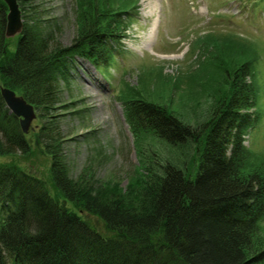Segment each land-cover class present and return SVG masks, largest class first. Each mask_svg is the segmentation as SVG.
I'll return each mask as SVG.
<instances>
[{"label":"trees","instance_id":"obj_1","mask_svg":"<svg viewBox=\"0 0 264 264\" xmlns=\"http://www.w3.org/2000/svg\"><path fill=\"white\" fill-rule=\"evenodd\" d=\"M77 3L78 36L71 46L60 45L41 20L31 19L11 52L9 10L0 0V157L31 153L19 118L1 96L6 87L50 119L36 142L51 157L55 188L65 200L102 219L112 235L103 236L54 200L40 178L16 165L0 164V264L263 263L264 250L253 252L252 247L264 220V166L245 167L250 156L245 137L258 120L251 112L257 90L248 63L225 78L224 96L210 118L196 127L163 105L142 99L124 103L135 135L150 132L174 147L196 146L195 178L167 163L137 193L124 197L96 191L85 179L87 173L77 178L70 174L59 116L52 113L67 107L62 91L73 81L76 59L98 71L106 69L123 37L122 13L136 10L138 0Z\"/></svg>","mask_w":264,"mask_h":264},{"label":"rangeland","instance_id":"obj_2","mask_svg":"<svg viewBox=\"0 0 264 264\" xmlns=\"http://www.w3.org/2000/svg\"><path fill=\"white\" fill-rule=\"evenodd\" d=\"M77 1L17 0L23 24L41 20L63 47L78 36ZM122 15L123 37L113 45L109 65L101 72L76 59L73 81L62 91L67 107L52 113L59 116L70 174L77 178L87 173L85 179L96 191L124 197L137 193L167 163L195 178L196 146L174 147L150 132L135 135L124 103L142 99L160 104L183 123L199 126L224 96L225 78L243 63L252 69L257 106L251 112L258 116L245 137L250 154L245 167L264 166V0H138L136 10ZM17 41L18 36L8 38L11 52ZM49 120L36 110L27 134L31 153L2 156L0 164L16 165L40 178L54 200L111 237L102 219L65 200L55 188L51 157L36 142ZM254 240L252 251L264 250V220Z\"/></svg>","mask_w":264,"mask_h":264},{"label":"water","instance_id":"obj_3","mask_svg":"<svg viewBox=\"0 0 264 264\" xmlns=\"http://www.w3.org/2000/svg\"><path fill=\"white\" fill-rule=\"evenodd\" d=\"M9 14L7 16L6 37L12 38L19 35L22 31L23 22L21 11L17 0H5ZM1 96L12 114L20 120V126L24 134H28L33 121L36 119L34 106L28 103L23 96L9 88H1Z\"/></svg>","mask_w":264,"mask_h":264},{"label":"bare ground","instance_id":"obj_4","mask_svg":"<svg viewBox=\"0 0 264 264\" xmlns=\"http://www.w3.org/2000/svg\"><path fill=\"white\" fill-rule=\"evenodd\" d=\"M148 39H149V38H147V40H146V41H148ZM208 39H209V38H208Z\"/></svg>","mask_w":264,"mask_h":264}]
</instances>
